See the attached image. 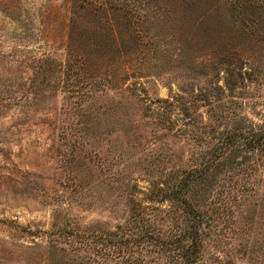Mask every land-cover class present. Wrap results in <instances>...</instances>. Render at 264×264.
I'll return each mask as SVG.
<instances>
[{"label":"rangeland","instance_id":"1","mask_svg":"<svg viewBox=\"0 0 264 264\" xmlns=\"http://www.w3.org/2000/svg\"><path fill=\"white\" fill-rule=\"evenodd\" d=\"M0 264H264V0H0Z\"/></svg>","mask_w":264,"mask_h":264}]
</instances>
